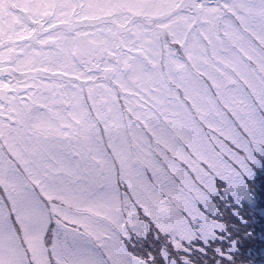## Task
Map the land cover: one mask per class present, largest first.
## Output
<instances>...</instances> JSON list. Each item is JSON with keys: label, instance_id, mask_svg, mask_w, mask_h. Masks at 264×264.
Segmentation results:
<instances>
[{"label": "snow or ice", "instance_id": "1", "mask_svg": "<svg viewBox=\"0 0 264 264\" xmlns=\"http://www.w3.org/2000/svg\"><path fill=\"white\" fill-rule=\"evenodd\" d=\"M32 7L36 26L31 29L33 36L23 39L51 45L52 58L45 54L44 59L49 64L55 63L56 67H35L36 63L44 61L37 60L41 53L31 45L8 49L23 56L14 64L11 55H4L5 44L0 35V136L5 126L10 128L12 124L32 126L42 134L50 130L59 134V129L49 123L48 114L55 113L56 118L63 119L61 109L73 106V101L52 89L67 85L39 81L36 73L69 77V83L80 81L87 85L91 81L99 87L98 80L119 81L125 73L138 70L137 58L127 53L156 45L173 55L171 45L185 48L188 42L186 34L171 30L170 38L163 40L159 32L149 35L146 30L139 35L129 27L133 21L128 18L125 23L113 18L110 23L114 28H98L97 21L109 23L100 15L104 8L100 0H88L87 4L85 0H34ZM82 28L87 30L81 31ZM52 29L57 30L55 34L40 38ZM124 32L131 33L134 39L125 40ZM204 39L213 47L217 63L231 66L219 54L228 51L220 35H204ZM9 44L14 42L9 40ZM188 55L191 60L192 54ZM203 62L209 63L207 57ZM211 67L214 72L199 68L197 71L212 82L216 98H210L205 108L193 102L192 108L199 119H194L195 127L184 145L192 163L180 161L176 170L178 183L166 187V199L157 193L154 185H145L140 176L141 168L155 165L150 159V145L130 152L127 165L122 166L120 178L126 180L133 192L132 197L126 195L123 199L102 168L85 169L88 176H77V179H87L88 184L77 189L63 181L56 182L45 170L29 172L27 179H7L0 174V192L7 193L6 200H0V264H93L84 255V242L99 240L101 235L112 241L115 251L110 259L113 264H132L133 260L135 264H154L156 258L152 254L128 259V254L116 247L131 239L133 231L143 232L146 221L164 234L168 228L180 230L182 234L190 232L200 239L203 247L198 251L209 264H249L255 229L245 209L253 205L256 180L264 178V105L258 119L246 110L242 100L236 101L239 109L234 108L221 90L232 92L230 85L235 80L217 65ZM93 72L102 75H90ZM216 74L222 78L220 82ZM41 84L45 87L41 88ZM40 109L48 111H38ZM34 120L38 122L33 123ZM145 124L147 126V121ZM62 135L68 137L70 133ZM151 135L159 144L155 126ZM162 155L169 167H173L175 153L173 161H169L167 153ZM93 186L105 191L92 196ZM100 220L109 222L110 231L102 230ZM261 225L260 246L264 248V217H261ZM50 235L53 239L49 243L45 238ZM167 259V254L162 253L161 260ZM172 264H189V260H173Z\"/></svg>", "mask_w": 264, "mask_h": 264}, {"label": "rangeland", "instance_id": "2", "mask_svg": "<svg viewBox=\"0 0 264 264\" xmlns=\"http://www.w3.org/2000/svg\"><path fill=\"white\" fill-rule=\"evenodd\" d=\"M100 2L104 5L100 15L109 23L97 21L98 28H114L110 23L113 18H118L120 23H125V18H128L133 21L129 27L139 35L145 34L146 30L149 35L159 32L163 40L170 38L171 30L176 34H186L188 42L185 48L171 45L173 55L156 45L127 53L137 58L138 70L125 73L119 81L98 80L96 85L99 87L91 81L87 85L80 81L69 83V77H51L50 72L36 73L39 81H46L47 84H66L67 87L53 88L52 91L64 93L63 98L71 99L73 106L61 109L60 117L63 119L56 118L55 113L48 114L49 123L54 129H59V134L53 130L42 134L32 126H5L0 136V174L7 179H27L29 172L45 170L56 182L63 181L77 189L88 184L87 179H77V176H88L85 169L102 168L110 177L112 187L123 199L126 195L132 197L133 192L126 180L120 178L122 166L127 165L130 152L135 153L139 147L150 145V159L155 165L141 168L140 176L145 185H154L157 193L166 199V187L173 182L178 183L176 170L180 161L192 163L184 145L191 136V129L195 127L194 119H199V114L192 108L193 102L197 107L205 108L209 106L210 98H216L212 82L199 75L198 68L210 72H214L211 65L221 68L235 80L230 85L232 92L221 90L222 96L237 109L239 105L236 101L242 100L246 110L254 114L255 119L259 118V110L264 105V0H195L191 8L187 6L178 11L174 10L181 0ZM188 2L193 3L192 0ZM33 3L34 0H0V35L5 44L4 55H11L15 64L16 59H23V56L8 49L31 45L32 49L41 53L37 60L44 61L36 63L35 67L55 68V63L49 64L44 59L45 54L52 58L54 49L51 45H41L35 39H23L33 36L31 29L36 26ZM87 3L88 0H85ZM56 31L52 29L40 38L53 35ZM213 33L220 35L228 49L219 54L231 66L218 64L213 58L214 49L204 39V35ZM123 35L125 40L134 39L131 33L124 32ZM213 39L215 42L214 36ZM9 40L14 44H9ZM189 53L192 54L191 60ZM204 57H207L208 64L203 62ZM16 75L19 76V72ZM90 75L102 74L93 72ZM216 75L220 82L222 78ZM44 87L45 84H41V88ZM38 111L47 113L48 110ZM65 124L70 127H62ZM153 126L160 139L159 144L151 135ZM65 132L70 135L63 136ZM169 148L172 151H168ZM162 153H167L169 161H173L175 153L173 167L170 168L165 162ZM254 187L257 194L253 205L245 211L251 217L252 227L256 231L261 224V217H264V206H261L264 205V178L257 179ZM104 191V188L93 186L91 195H99ZM6 198L7 193L0 192V200ZM99 223L103 231H110L111 225L107 220H100ZM45 239L50 243L53 237L50 235ZM176 246H179V250H176ZM84 247V255L93 264H113L110 256L115 249L112 241L105 240L103 235L99 240L84 242ZM116 247L126 252L128 259L143 257V251L147 256V251L151 254L158 249L159 253L154 255L156 264H160L157 260H161L162 253L168 256L167 260H163L164 264H172V258L179 254L181 258H187L189 264H201L202 261L203 264H209L198 251L203 247L200 239L191 236L190 232L182 234L180 230L168 228L167 234H164L147 221L143 232L136 234L133 231L131 239Z\"/></svg>", "mask_w": 264, "mask_h": 264}, {"label": "trees", "instance_id": "3", "mask_svg": "<svg viewBox=\"0 0 264 264\" xmlns=\"http://www.w3.org/2000/svg\"><path fill=\"white\" fill-rule=\"evenodd\" d=\"M184 2H188V0H184ZM189 3V2H188ZM165 36V34H164ZM262 227L261 224H259V226L257 227V230L255 231V236L253 238V242L251 243V255L250 257H248L249 260V264H264V248H261L260 246V241H261V232H260V228ZM154 235V234H153ZM153 249H155V246H152ZM134 253H138L137 251ZM151 253V252H150ZM158 252V249L154 252L151 253L153 256L156 255ZM143 257H146L145 252H141ZM148 251H147V255H148ZM172 260H182L181 258V254L175 256L174 258H172ZM158 263L160 264H164V262L162 260H157ZM154 264H156V261L154 262Z\"/></svg>", "mask_w": 264, "mask_h": 264}, {"label": "flooded vegetation", "instance_id": "4", "mask_svg": "<svg viewBox=\"0 0 264 264\" xmlns=\"http://www.w3.org/2000/svg\"><path fill=\"white\" fill-rule=\"evenodd\" d=\"M195 0H192V2H194Z\"/></svg>", "mask_w": 264, "mask_h": 264}]
</instances>
